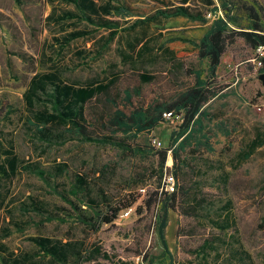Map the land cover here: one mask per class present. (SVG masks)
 Masks as SVG:
<instances>
[{
	"label": "rangeland",
	"instance_id": "1",
	"mask_svg": "<svg viewBox=\"0 0 264 264\" xmlns=\"http://www.w3.org/2000/svg\"><path fill=\"white\" fill-rule=\"evenodd\" d=\"M177 1L168 0V4L176 5ZM210 1L212 4L188 0L187 6L209 24L223 16L220 0ZM226 1L234 20L231 26L247 27L244 7L252 6L264 27V0ZM155 3L140 0L136 6L150 11ZM50 7L46 0H0V138L10 140L18 158L49 173L46 180L24 171L9 181L0 180V243L5 247L0 254L8 259L26 254L29 260L44 264V258L27 237L47 236L75 242L81 250L99 247L101 255L88 258L85 253L77 261L68 260V264H168L155 232L159 203L151 205L148 211L142 209L138 215L134 210L147 192L158 188V156L150 150L148 140L153 136L161 141V148L168 147L178 121L163 119L150 132L137 133L134 128L117 129L107 119L114 108L127 114L136 106L173 101L193 83L192 72L200 71L201 77L207 78L206 61L177 42L154 50V31L170 22L162 18L129 31L118 30L107 46L103 45L107 31L95 29L87 37L60 47L54 40L60 36L59 31L44 19ZM198 24L201 23H190L188 28ZM141 30L148 46L153 47L138 58L134 54L136 47L130 50L126 41L132 40L133 35L140 36ZM124 55L130 58L123 60ZM263 55L261 48L252 50L240 37H235L225 45L219 58L211 84L221 86L222 90L202 109L204 115L191 123L181 152L188 156L189 150L196 148V155L206 158L214 168L204 175L206 179L200 188L203 202L197 216L182 217L173 212L171 217L172 211H167L164 239L171 264H200V257L192 252L206 236L217 239L212 245L220 255V263H224L227 253L225 245L236 246L233 238H237L251 264H264V87L258 79V58ZM51 68H57L61 79L70 84L114 78L106 95L83 106L88 133L93 137L110 136L129 148L140 147L144 154L85 141L63 125L49 126L48 138L41 139L31 115L40 106H26L22 93L33 73ZM141 73L150 75L151 80L142 82ZM126 91L136 94L126 99ZM255 141L261 142L251 147ZM61 163L66 167L58 173L55 166ZM164 166L169 169L170 155ZM76 175L84 178L86 188L73 195L67 190ZM222 177L224 185L220 184ZM142 186L144 195L138 192ZM88 192L93 197L103 194L115 204L133 199L131 211L124 218L117 214L96 231L82 228L66 198L84 208L81 199ZM224 206L233 218L235 234L232 229L219 233L209 226L210 218H221L218 214L224 212ZM3 228L7 230L6 236L2 235ZM212 254L204 258L207 264L212 263Z\"/></svg>",
	"mask_w": 264,
	"mask_h": 264
},
{
	"label": "trees",
	"instance_id": "2",
	"mask_svg": "<svg viewBox=\"0 0 264 264\" xmlns=\"http://www.w3.org/2000/svg\"><path fill=\"white\" fill-rule=\"evenodd\" d=\"M51 4L48 14L44 17L48 24L53 25L59 31L58 37L54 38L58 46L63 47L69 41L87 37L95 29H104L107 35L104 38V46L115 37L118 30L129 31L135 26L155 21L157 18L169 20L167 27L170 29L164 36L165 43L177 42L187 45L184 47L189 52H195L198 59L206 61L207 78L201 77V72H192L194 81L191 86L177 94L173 101L163 104L155 103L146 107H133L127 114L114 108L108 117V124L123 131L134 128L137 133H148L150 130L163 123L161 113L172 111L180 114L181 121L178 123L177 130L170 134V145L166 148L152 149L156 151L157 158V185L146 193L142 204L135 208L138 215L142 209L148 211L151 205L158 206L156 214L155 232L159 239L162 252L168 257V264H171V258L164 239V227L167 223V211L176 212L178 216H197L199 208L203 202L200 188L206 179V171L214 168L206 158H200L198 150L192 149L187 153L188 156L181 155L184 139L190 131L192 122L196 121L200 115L201 106L211 97L217 95L222 87H213L211 79L214 76L215 69L219 63V58L225 48V45L231 43L235 37H240L245 44L252 50L261 48L264 50V27L259 20L257 12L252 6H246V18L249 21L247 27H234L230 23L234 21L228 8L226 0H220L223 16L214 18L209 24L197 11H191L187 5L188 0H178L176 5L168 4V0H154L155 7L146 11L135 3L140 0H96L103 3L98 4L94 0H46ZM54 1L71 4L73 10H65L60 6L54 5ZM207 4H212L210 0H204ZM136 16L135 18H131ZM119 21H123L121 24ZM193 22H199L196 26L188 25ZM189 29V30H186ZM185 30V31H183ZM99 41V39L97 40ZM148 40L144 36V31H140V36L133 35L132 40H127L126 45L134 51L135 57L141 58L144 51L151 49L148 46ZM164 43L159 45L163 49ZM166 50V48H164ZM123 60L130 58L124 55ZM260 66L258 72H264V55L258 58ZM147 74H139L142 82L151 80ZM114 78L100 80H89L84 84H70L61 79L60 71L57 68H51L43 72L33 73L28 79L27 87L22 93L24 103L29 108L35 104L40 108L32 112V118L36 125V131L41 139L48 138V128L54 125H63L69 131L74 132L83 140L97 144H111L113 146L126 147L121 141L112 140L110 136L102 135L93 137L88 133L89 127L83 115V106L86 102L100 95H106L109 87L113 84ZM136 91L124 92L126 99H129ZM8 113V112H7ZM33 122V121H31ZM261 141L254 142L251 147L260 144ZM133 154L142 155L140 147L129 148ZM169 150V153L167 151ZM197 153V155H196ZM170 155L169 169L164 166L166 157ZM58 173L66 167L61 163L55 166ZM33 174L41 180H46L49 173L39 168L36 164L26 163L18 158L13 152L12 144L9 139L0 138V180H10L18 172ZM164 173H170L174 178L175 190L170 193L162 190V177ZM221 185H224V177L221 178ZM86 188L84 178L76 175L74 184L67 190L73 195ZM145 192V191H144ZM82 198L84 208L77 205L72 200L66 198L69 209L75 213L76 219L82 228L96 231L101 224L110 223L116 215L131 207L133 199L121 204L110 202L103 194L95 197L89 195ZM144 195V193L142 194ZM96 199V200H95ZM228 205V204H227ZM223 213L218 214L220 219L209 220V226L218 230L219 233L224 230L232 229L236 233L233 218L229 210L224 206ZM220 213V212H219ZM233 234V235H234ZM2 235H7L6 228H3ZM231 235V238H233ZM176 236H179L176 232ZM212 238V239H211ZM236 246L232 243L225 245L227 253L224 263L218 262L220 256L217 249L212 245L217 239L206 236L198 249L193 251L194 256H199L200 264H207L204 258L212 254L214 258L211 264H251L249 255L241 249L238 239L233 238ZM30 241L38 252L44 258V264H68V260L81 259L83 255L88 258L101 255L99 247L94 246L90 250H81L77 243L71 241L61 242L47 236H28ZM234 244V245H235ZM5 251V247L0 243V252ZM106 257L105 254H103ZM26 254L7 258L0 254V264H41L29 260Z\"/></svg>",
	"mask_w": 264,
	"mask_h": 264
},
{
	"label": "built area",
	"instance_id": "3",
	"mask_svg": "<svg viewBox=\"0 0 264 264\" xmlns=\"http://www.w3.org/2000/svg\"><path fill=\"white\" fill-rule=\"evenodd\" d=\"M209 16V14H207V17ZM162 118L165 120H169V119H174L177 120L178 123H180L181 118H180V114H175L172 111H164L161 113ZM148 145L152 148V149H158L161 146V141L155 137H150L148 140ZM167 153H169V150L167 151ZM162 189L164 190V192L166 193H170L173 192L175 190L174 187V178L172 177V175L170 173H164L163 177H162V183H161ZM145 191V187H139L138 188V192L140 195H142ZM131 211V207H128L127 209L121 211L118 215V217L120 218H124L126 216H128V214Z\"/></svg>",
	"mask_w": 264,
	"mask_h": 264
},
{
	"label": "crops",
	"instance_id": "4",
	"mask_svg": "<svg viewBox=\"0 0 264 264\" xmlns=\"http://www.w3.org/2000/svg\"><path fill=\"white\" fill-rule=\"evenodd\" d=\"M94 1H96V0H94ZM98 4H101V3H103V2H101V1H96ZM136 4V3H135ZM177 4V3H176ZM188 4V2L185 4V5H187ZM54 5H55V7L56 6H60V8H62V9H65V10H73V6L71 5V4H65V3H62V2H58V1H54ZM136 16H132L131 18H135ZM170 29H177V28H169V27H167V26H163L162 28H160V29H156L155 31H154V34H153V38H151L153 41H152V43H156L155 44V46H154V50L155 49H157V48H159V45L161 44V43H164L165 44V42H164V38L162 37V36H165L166 35V33H167V31L168 30H170ZM166 32V33H165ZM165 33V34H164ZM153 46H151V48H152ZM214 97H216V95L215 96H213V97H211L209 100H207L202 106H201V108L199 109L201 112H200V117L202 116V115H204V113L202 112V109L205 107V105L206 104H208L209 102H211V100L214 98ZM172 216L171 217H174L173 216V211H172V214H171Z\"/></svg>",
	"mask_w": 264,
	"mask_h": 264
},
{
	"label": "water",
	"instance_id": "5",
	"mask_svg": "<svg viewBox=\"0 0 264 264\" xmlns=\"http://www.w3.org/2000/svg\"><path fill=\"white\" fill-rule=\"evenodd\" d=\"M258 79L261 82V85L264 87V72L258 74Z\"/></svg>",
	"mask_w": 264,
	"mask_h": 264
}]
</instances>
